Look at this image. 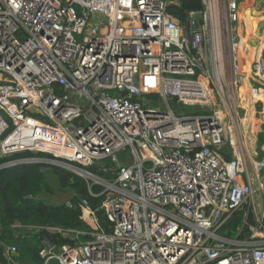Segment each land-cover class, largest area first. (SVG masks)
I'll return each mask as SVG.
<instances>
[{
    "label": "built area",
    "instance_id": "2783aa9c",
    "mask_svg": "<svg viewBox=\"0 0 264 264\" xmlns=\"http://www.w3.org/2000/svg\"><path fill=\"white\" fill-rule=\"evenodd\" d=\"M200 1L182 23L175 0H0V158L53 157L0 169L109 160L114 174L88 185L106 228L86 199L89 233L25 228L77 240L44 246L43 264H264V146L244 133L248 107L262 111L264 46L245 79L240 0Z\"/></svg>",
    "mask_w": 264,
    "mask_h": 264
},
{
    "label": "trees",
    "instance_id": "16d2710c",
    "mask_svg": "<svg viewBox=\"0 0 264 264\" xmlns=\"http://www.w3.org/2000/svg\"><path fill=\"white\" fill-rule=\"evenodd\" d=\"M202 8L200 0H175L168 7V13L179 22L186 20V13L198 11ZM249 69V67H248ZM245 69L250 75L249 70ZM262 103L257 110L264 112V95L260 96ZM262 114V113H261ZM259 115V117L261 116ZM249 115L244 121L245 132L247 127L254 121H258L257 127L264 128V117ZM263 136H260V139ZM40 157L53 159L51 155L39 153L33 155L30 152L16 154L6 158H0V165L10 160L25 157ZM91 174H96L104 179H112L114 174L103 172L104 168L112 167L109 160H105L89 167H81L72 164ZM84 178L77 176L63 168L49 164H23L9 168L0 169V264H43L39 257V251L44 247L43 241L38 237L36 231H26L30 227H56L63 232L81 231L89 233L92 231L90 221L87 218L79 200L86 199L89 208L96 212L98 223L102 228L107 227V222L102 211L99 210L105 197H93L88 192V185ZM71 192L70 201L72 208L64 203H53L51 198L56 196L57 191ZM90 191L97 195L102 191L98 185H92ZM239 213H236L228 227L233 229L238 223ZM19 225L21 228H14ZM14 233L18 236L14 237ZM53 246L70 244L74 245L77 240L70 236H62L61 233L44 232ZM89 236L79 237L80 240H87ZM15 247L16 253L11 257L10 262L5 257L6 248ZM50 264H57L52 261Z\"/></svg>",
    "mask_w": 264,
    "mask_h": 264
},
{
    "label": "bare ground",
    "instance_id": "6f19581e",
    "mask_svg": "<svg viewBox=\"0 0 264 264\" xmlns=\"http://www.w3.org/2000/svg\"><path fill=\"white\" fill-rule=\"evenodd\" d=\"M259 9H261L259 11ZM258 19L257 24H254L255 19ZM238 27L237 32L239 36L238 46H237V61H238V73L245 77V79L250 80V69L251 64L253 60L258 57L261 53V50L264 46V39L262 37V30L264 29V0H240V9H239V15H238ZM245 23H248L250 26L249 29L245 27ZM255 37L258 40V43L255 44L254 41H252V38ZM249 64V66L245 64ZM249 67V73L248 75L245 71V67ZM248 86H244L242 91L246 90ZM247 118L249 115H253L254 113L251 109V106L247 109ZM260 117H264V112H262ZM259 117V118H260ZM260 124L258 121H253L248 127L247 132L249 133V136H253L251 140V145L254 146V144H257L260 146L261 140L260 134L264 130L263 127H257V125ZM250 128V130H249ZM248 141V139H247ZM46 150H51L50 147L44 146L43 147ZM80 175H82L86 179H93L96 180V178L87 175L83 172H79Z\"/></svg>",
    "mask_w": 264,
    "mask_h": 264
},
{
    "label": "rangeland",
    "instance_id": "374dc122",
    "mask_svg": "<svg viewBox=\"0 0 264 264\" xmlns=\"http://www.w3.org/2000/svg\"><path fill=\"white\" fill-rule=\"evenodd\" d=\"M258 1H260V0H258ZM261 9H259V11H260ZM256 20H258L257 18L255 19V20H253V21H255L254 22V24H257L258 23V21H256ZM245 27L247 28V29H249L250 28V26L248 25V23H245ZM100 29H102V27L100 26ZM252 41H254L255 42V44L256 43H258V40H257V38H255V37H253L252 38ZM245 65H247V66H249V64H245ZM245 67V69H248V67ZM212 93L214 94L215 93V91H212ZM262 95H264V93H262L261 94V96ZM213 101L215 102L216 101V99L215 98H213ZM171 106H172V104H170ZM263 108V107H262ZM262 111H263V109H262ZM262 111H261V113H262ZM176 112H179V111H176ZM184 113H186V114H189L190 112H189V110L187 109ZM256 117H258V116H256ZM249 130H250V128H249ZM7 134V133H6ZM260 135H262L263 136V138H261L262 140H261V144L260 145H262V146H264V135L261 133ZM116 156H117V159H118V161L120 162V163H127L128 162V155H127V153H125V152H118L117 154H116ZM87 182H91V183H93V181H91V180H89V179H86V178H84ZM72 194H71V192H68V191H61V192H59V191H57V193H56V196L55 197H53V198H51L50 200H51V202H53V203H64V202H66L68 199H69V197L71 196ZM32 231H35V230H32ZM70 238H74L73 236H71ZM78 241L79 242H82V241H85V240H80V239H78Z\"/></svg>",
    "mask_w": 264,
    "mask_h": 264
},
{
    "label": "water",
    "instance_id": "95a60500",
    "mask_svg": "<svg viewBox=\"0 0 264 264\" xmlns=\"http://www.w3.org/2000/svg\"><path fill=\"white\" fill-rule=\"evenodd\" d=\"M124 95L125 94H123V96ZM34 155H36V154H34ZM49 165L63 168L64 170H67V171H69V172H71L73 174H76L77 176H79L81 178H84V177L82 175H80L79 172H83V173H85L87 175L92 176L89 172H87V171H85L83 169H80L78 167H74L72 165H66L65 163H62V162H59V161H50ZM37 234H38V237L43 241V244H44V246L46 248H51L53 246L51 241L46 237L44 232H38Z\"/></svg>",
    "mask_w": 264,
    "mask_h": 264
},
{
    "label": "crops",
    "instance_id": "0c3cea01",
    "mask_svg": "<svg viewBox=\"0 0 264 264\" xmlns=\"http://www.w3.org/2000/svg\"><path fill=\"white\" fill-rule=\"evenodd\" d=\"M263 33H264V29L262 30V36H263Z\"/></svg>",
    "mask_w": 264,
    "mask_h": 264
}]
</instances>
